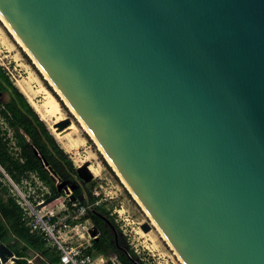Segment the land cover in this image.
I'll return each instance as SVG.
<instances>
[{"label":"water","instance_id":"95a60500","mask_svg":"<svg viewBox=\"0 0 264 264\" xmlns=\"http://www.w3.org/2000/svg\"><path fill=\"white\" fill-rule=\"evenodd\" d=\"M0 14L184 264H264V0H0Z\"/></svg>","mask_w":264,"mask_h":264},{"label":"rangeland","instance_id":"374dc122","mask_svg":"<svg viewBox=\"0 0 264 264\" xmlns=\"http://www.w3.org/2000/svg\"><path fill=\"white\" fill-rule=\"evenodd\" d=\"M36 64L18 46L0 21V65L7 72L14 85L26 96L30 104L34 102L39 106L45 101L48 95L53 96L57 100L61 118H63L59 124L63 127L60 129L55 127L54 123L57 122L56 117L47 120L40 119L54 136L59 147L67 153L74 169L80 165L87 164L88 167L92 166L98 170L96 175L91 172L93 174V180L89 182H83L75 174H72L75 184L68 187V190L72 193L71 195H73V189L75 187H78L83 193L78 199L72 201L77 205L78 209L81 207H85L86 209L84 216L81 217L82 223L77 228L79 235H84L82 238L79 237L78 241H80V244L86 247L91 238L85 230L90 225V222H84V220H90L91 215H98L103 220L100 227L98 229L96 228L99 236H110L117 239L121 235L126 239L124 236V233H126L140 249L147 247L155 255V264H184L179 256H177V253H175V250L173 248L171 249V246L163 240L159 232L150 225L149 218L141 206L133 199L131 193L121 183L114 169L99 152L97 144L82 129L80 123L44 78ZM64 120H69V124H63ZM68 139L77 141L74 148H67ZM23 180L30 183L31 189L28 190L29 192L23 188ZM12 183L14 182L12 181ZM14 184L22 189L25 195L30 194V200L32 202L35 200L34 205L42 203L41 206H38V209L43 213L53 210L54 215L57 217L61 216L60 213L65 210L64 207L68 205V199H70L66 197V192L62 191L61 196L45 204V201L48 200V198H45V195H49L50 190L32 174L28 178H23L19 184ZM56 184H59V182L56 181ZM2 187L6 188L7 194H11L10 189L13 188L8 180L1 176L0 197L6 199L8 195L1 192ZM94 189L101 194L100 197H104L107 200H102L99 204H96L98 200L92 202L91 196ZM145 222H148L151 227L148 231L149 233L146 232L148 235H142V229L140 231L138 228ZM133 229L138 233L134 234V231L132 232ZM13 233L11 231V239L7 246L10 247L14 254L23 252L26 256L35 257L36 254L43 253V251H47L48 249L41 246V244H36L33 248H26V241L31 239V236L25 235L24 239H20L17 235H13ZM24 247L26 248L25 250ZM118 249H121V246L113 245L110 251L116 252ZM45 259L49 261L50 258L49 256H45ZM36 264L44 263L38 261Z\"/></svg>","mask_w":264,"mask_h":264},{"label":"trees","instance_id":"16d2710c","mask_svg":"<svg viewBox=\"0 0 264 264\" xmlns=\"http://www.w3.org/2000/svg\"><path fill=\"white\" fill-rule=\"evenodd\" d=\"M44 163L46 165H44ZM0 169L14 182L19 184L23 178L31 174L45 184L49 190V198L57 193L58 182H65L70 187L75 183L72 174L76 177L74 169L67 153L56 142L54 136L40 119L26 96L12 82L7 72L0 65ZM1 176L4 175L0 171ZM3 194H7L5 187L1 188ZM59 193V196H61ZM82 191L75 187L73 195L78 199ZM0 197V243L9 244L11 231L20 239L30 235L26 248H33L36 244L44 246L41 238L29 230L23 221L22 209L16 204L14 198ZM92 202L97 199L91 196ZM70 204V202H68ZM90 219L95 228H99L103 220L98 215H91ZM113 245L121 246L116 251L118 258L123 264H132L136 256L128 249L126 239L121 235L117 239L110 236H99L98 241H93L92 247L87 250L91 253L95 250L99 253H115L110 251ZM24 247V250L26 249ZM131 253V257L128 253ZM22 256L23 252H17ZM49 256V263H58V257L47 251L41 252Z\"/></svg>","mask_w":264,"mask_h":264},{"label":"built area","instance_id":"2783aa9c","mask_svg":"<svg viewBox=\"0 0 264 264\" xmlns=\"http://www.w3.org/2000/svg\"><path fill=\"white\" fill-rule=\"evenodd\" d=\"M0 171L13 188L10 189V195L23 211L22 218L25 222V226L29 228L32 234L41 238L44 247L48 248L51 253L58 257V264H123L118 258L116 252L99 253L92 250L91 253H88L87 250L92 247L91 240L93 238H90L86 247L81 245L80 241H78L79 237L82 238L84 236L79 235L77 228L80 227L82 223L81 217L85 214V207L78 209L77 205L68 199L70 204L64 207L65 210L60 213L61 216L57 217L54 215L53 210L43 213L38 209V206H41L42 203L34 205L33 203L35 200L33 202L30 200V194L28 193L25 195L22 189L12 183L2 169H0ZM23 184V188L27 189V192H29L28 190L31 189L30 183L23 180ZM71 194V191L65 193L67 198H70ZM92 196L98 200L96 204H99L102 200H107L104 197H100L101 194L98 193L96 189L92 191ZM26 207L28 208V211ZM84 222H90V225L85 228L86 232L94 227L91 219L84 220ZM138 228L140 229V227ZM133 231L134 234L138 233L134 229L132 232ZM124 236L126 237L128 249L136 256L132 264H155V255L151 253L147 247L140 249V247L133 243L129 235L124 233ZM128 256L131 257L130 252L128 253ZM38 261L43 262L44 264H50L41 253L36 254L35 257H29L24 254L18 256L13 253L5 263H2L0 260V264H36Z\"/></svg>","mask_w":264,"mask_h":264},{"label":"bare ground","instance_id":"6f19581e","mask_svg":"<svg viewBox=\"0 0 264 264\" xmlns=\"http://www.w3.org/2000/svg\"><path fill=\"white\" fill-rule=\"evenodd\" d=\"M0 21L3 23L4 27L7 29L8 33H10V35L13 37L14 41L18 44L19 47H21L23 49V51L33 60V62L36 64L37 62L35 61V59L30 55V53L28 52V50L26 49V47L23 45V43L19 40V38L16 36V34L13 32V30L9 27V25L6 23V21L3 19V17L0 14ZM40 70V72L43 74L44 78L48 81V83L52 86V88L54 89V91L57 93V95L60 97V99L67 105V107L69 108V111L71 112V114L77 119V121L80 123L82 129L88 134V136L97 144L98 146V150L99 152L103 155L104 159L107 161V163L114 169L111 161L108 159V157L105 155V153L103 152V150L100 148V146L98 145V143L96 142L95 138L93 137V135L91 134V132L88 130V128L85 126V124L83 123V121L78 117V115L75 113V111L72 109V107L69 105V103L64 99V97L61 95V93L57 90V88L53 85V83L51 82V80L48 78V76L45 74V72L42 70V68L38 65V63L36 64ZM32 106L34 107L35 111L38 113V115L40 116L41 119L43 120H47L50 119L52 117H56V123H54V125H56L55 127H57L58 129H60L61 127H63L62 125H60V121L63 119L61 118V114H60V109H59V105L57 100L51 96L48 95L45 98V101L41 104V105H36V103L31 102ZM59 124V125H58ZM68 144H67V148L68 149H72L74 148L75 144L77 143L76 140L74 139H68ZM89 170L96 175L98 173L97 169H94L92 166L88 167ZM115 171V169H114ZM116 172V171H115ZM117 174V172H116ZM117 176L119 177L121 183L124 185V187L129 191V193H131L133 199L135 201H137V203L141 206V208L143 209V211L145 212L146 216L149 218L150 221V225L152 227H154L160 234V236L163 238L164 241H166L169 245L170 243L167 241V239L164 237L163 233L161 232V230L159 229V227L156 225V223L154 222V220L150 217V215L147 213V211L145 210V208L141 205V203L139 202V200L137 199V197L133 194V192L131 191V189L128 187V185L125 183V181L117 174ZM141 229V228H140ZM139 229V230H140ZM142 235H148V233L141 231ZM171 246V245H170ZM172 249V247H171ZM176 253V252H175ZM178 256V255H177ZM180 258V257H179ZM181 260V259H180ZM182 261V260H181Z\"/></svg>","mask_w":264,"mask_h":264},{"label":"flooded vegetation","instance_id":"af4514ba","mask_svg":"<svg viewBox=\"0 0 264 264\" xmlns=\"http://www.w3.org/2000/svg\"><path fill=\"white\" fill-rule=\"evenodd\" d=\"M51 197V196H50ZM93 241H95L94 239L91 240V244H93ZM127 243V242H126Z\"/></svg>","mask_w":264,"mask_h":264}]
</instances>
